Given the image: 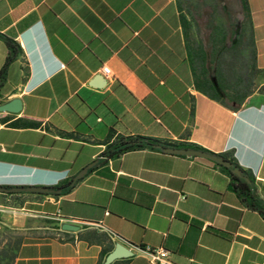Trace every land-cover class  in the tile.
<instances>
[{
	"label": "crops",
	"instance_id": "0c3cea01",
	"mask_svg": "<svg viewBox=\"0 0 264 264\" xmlns=\"http://www.w3.org/2000/svg\"><path fill=\"white\" fill-rule=\"evenodd\" d=\"M245 1L260 75L231 110L193 87L174 0H0V33L22 49L0 96L20 102L0 113V185L70 180L0 191L9 264H103L117 243L132 254L111 264H150L136 246H162L170 264H264V218L214 161L157 147L100 158L115 135L227 153L264 204V0ZM5 54L0 39V67Z\"/></svg>",
	"mask_w": 264,
	"mask_h": 264
},
{
	"label": "trees",
	"instance_id": "16d2710c",
	"mask_svg": "<svg viewBox=\"0 0 264 264\" xmlns=\"http://www.w3.org/2000/svg\"><path fill=\"white\" fill-rule=\"evenodd\" d=\"M179 11V24L183 38L186 59L190 68L193 87L211 100L231 109H237L243 100L255 88V81L260 75L254 60V46L249 26L245 0L239 2V17L220 0H174ZM0 39L6 48L4 61L0 67V96L7 79L8 65L22 54L20 45L12 38L0 33ZM3 103V100L0 101ZM1 120L5 121L6 117ZM12 127L35 126L36 122L23 123L16 119L8 122ZM174 145L159 142L156 139L140 135H115L102 142L100 153L102 162L120 154L142 148H154L156 144ZM186 148H196L190 144H177ZM238 167L249 182L231 173L230 169L218 165L227 173L230 187L240 202L256 210L264 218V204L252 189V175L234 161L232 155L218 153ZM70 180L63 181L55 189L67 190ZM15 195L16 192H5ZM41 195L42 193L30 192ZM19 238H13L16 245ZM0 249V264H9L10 256ZM10 255V254H9ZM96 264H102V258Z\"/></svg>",
	"mask_w": 264,
	"mask_h": 264
},
{
	"label": "water",
	"instance_id": "95a60500",
	"mask_svg": "<svg viewBox=\"0 0 264 264\" xmlns=\"http://www.w3.org/2000/svg\"><path fill=\"white\" fill-rule=\"evenodd\" d=\"M20 102L18 98H12L6 102L0 103V113L2 112H8V113H16L20 108ZM155 147L166 151L170 153H176V154H183V155H190V156H200L207 159H210L214 161L217 164H220L224 167H227L230 169L231 173H233L235 176L242 178L244 181L249 182L248 179L241 174L238 167L232 164L231 161L228 159H225L217 154L210 153L207 151H204L202 149H196V148H182V147H172V146H164L160 143L156 144ZM85 171V168L81 169L72 179V181H75L78 179ZM0 191H6V192H37V193H53L58 192L59 189H55L51 186H45V185H9L4 186L0 185ZM60 229L62 230H76L77 226L71 223L63 222L60 224ZM132 252L127 249L125 246L117 243L116 246L107 254V256L103 260V264H111L113 261L118 259H124L130 257Z\"/></svg>",
	"mask_w": 264,
	"mask_h": 264
},
{
	"label": "built area",
	"instance_id": "2783aa9c",
	"mask_svg": "<svg viewBox=\"0 0 264 264\" xmlns=\"http://www.w3.org/2000/svg\"><path fill=\"white\" fill-rule=\"evenodd\" d=\"M100 70L104 76L110 77L108 67L102 66ZM183 198L184 195H180V199ZM135 249L150 264H170L168 261V251L162 246H136Z\"/></svg>",
	"mask_w": 264,
	"mask_h": 264
},
{
	"label": "rangeland",
	"instance_id": "374dc122",
	"mask_svg": "<svg viewBox=\"0 0 264 264\" xmlns=\"http://www.w3.org/2000/svg\"><path fill=\"white\" fill-rule=\"evenodd\" d=\"M220 1L234 11L235 17H239L240 14H239L238 0H220Z\"/></svg>",
	"mask_w": 264,
	"mask_h": 264
}]
</instances>
